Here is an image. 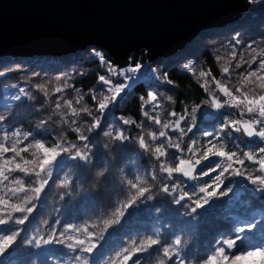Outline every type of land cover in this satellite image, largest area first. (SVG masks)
<instances>
[{
    "label": "trees",
    "instance_id": "trees-1",
    "mask_svg": "<svg viewBox=\"0 0 264 264\" xmlns=\"http://www.w3.org/2000/svg\"><path fill=\"white\" fill-rule=\"evenodd\" d=\"M249 3L248 12L240 19L223 28L202 32L171 59L149 62V66L156 69L153 77L132 83L102 117V128L92 133L86 131L85 124V119L90 122L91 117H73L71 110L65 105L62 104L57 109L56 101L62 96L73 100L75 105L78 96L74 89H78L84 100L75 106H86L93 110V115H98L95 101L89 99V93L102 90L103 86L97 77L106 74V70L91 57L90 51L93 48L60 57L0 59V70L6 72V75L0 76V116L4 117L0 121V142L10 146L17 139L11 135L12 132L19 131L22 134L21 139L23 134L32 133L29 140L24 141L20 147L35 140H40L46 146L62 143L66 147L67 143H75L80 147L83 142L76 138L77 133L73 131L77 125L71 123L76 119L83 134L90 137L91 149V160L88 163L61 158L60 163L53 167L51 176L48 177L49 183L40 199L35 202L34 211L29 214L24 225L13 222L0 225V235L9 230L21 232L15 245L0 258V264H80L73 258L80 253L68 249L67 244L74 241H69L67 237L87 239V234L83 232L85 228L94 233L92 239L98 245V249L89 257L90 264H122V258L126 254L137 256L140 264H159L163 258L161 252L153 248L144 253H136V247L149 237L170 244L177 236L183 241L180 246L181 254L187 253L190 264H197L214 251L220 239L232 238L234 233L253 218L258 221L256 229L239 233L247 239L239 249L233 251L239 254V251L251 245L264 242V194L255 191L245 177L228 176L225 183L232 187V193L214 200L210 206L198 210L197 213H191V201L186 199L176 204L175 196L182 191L189 194L198 192L199 187L208 182L207 178L210 182L211 177L191 180L174 175L172 179H168L166 173L160 172V161L155 155L140 149L135 140L138 134L147 136L148 132L161 130L159 125L143 116L141 109L148 92H158L159 107L153 111L152 106L148 105L144 110H148L150 115H158L162 122L175 121L177 117L169 115L174 111L185 116L187 124L182 122V126L186 128L193 123L191 109L200 106L194 113L196 120L193 131L187 136L181 138L178 131L172 128L163 129L172 137L173 142L182 141L181 146L184 147L195 139L202 146L204 139L220 136L221 139L215 141L218 148L223 146L225 150L240 152L256 149L259 141L255 138L250 139L231 129L220 132L226 118L240 119L239 110L229 107L212 109L204 103L210 97L202 87L205 85L215 89V83L211 79L214 76L233 90L241 88L260 92L258 83L247 85V82L242 81L240 73L245 71L247 65L235 68L236 61L230 55L236 39L241 41L236 46L237 60L242 55L244 60L250 61L264 50V0H250ZM249 45L256 51L253 52ZM218 56L223 59L217 60ZM146 62L145 53L140 52L130 56L129 65H143ZM113 65L116 67L114 63ZM185 65H190L191 70L185 68ZM222 66L230 67V76L221 74ZM8 69L13 71H7ZM201 71H210L211 76L200 77ZM165 77L172 83H163ZM113 79L122 82V78ZM65 82L72 87L63 93H56L55 89L62 87ZM38 84L46 86L47 96L36 87ZM20 88H24L27 95L20 94ZM16 95H21V99L15 100L13 97ZM169 96L172 97L171 100L168 99ZM213 111H216L215 116L207 118L206 114ZM124 119L134 120L138 124L143 122L144 127L141 130L134 125H123ZM122 127L132 137L123 145L113 138ZM104 132H112V135L106 136ZM5 133L9 137L7 141L3 140ZM205 133L212 135L206 136ZM162 140L160 138L152 143L155 145ZM169 153H176V150L169 149ZM21 155L25 159H39L42 152L33 147ZM185 155L188 156L186 150ZM10 156L12 153H7L0 158V163ZM164 162L170 166L174 163L171 155L165 157ZM10 166L14 167V164ZM255 167L248 164L250 170ZM152 174H155V180L152 179ZM20 176L21 173L13 172L10 180ZM128 180L142 182L144 186L151 187L153 199L139 202L135 207L127 209L126 215L121 217L118 210L135 192L128 187ZM173 183L179 184L178 193L169 195L160 190L163 184ZM5 184H9V181L0 184V197L10 203H21L17 197L11 196ZM12 186L9 184V187ZM6 211L12 210L8 208ZM13 215L20 217L23 214ZM0 218H6L5 214L0 212ZM105 221L112 223L106 226ZM68 225H73L74 228L69 229ZM75 228L81 231H75ZM61 232L64 235H60ZM44 239L51 242L44 244ZM34 240H41V244L37 245ZM125 249L128 250L127 253ZM237 264L261 262L256 256L242 259Z\"/></svg>",
    "mask_w": 264,
    "mask_h": 264
},
{
    "label": "snow or ice",
    "instance_id": "snow-or-ice-1",
    "mask_svg": "<svg viewBox=\"0 0 264 264\" xmlns=\"http://www.w3.org/2000/svg\"><path fill=\"white\" fill-rule=\"evenodd\" d=\"M240 43L241 41L236 39L233 45V51L230 53L232 60L236 61L234 66L239 69L246 64L247 67L245 71L240 73L242 81L247 82V85L258 83L260 92L242 90L241 88L233 90L229 88L226 83L212 76L211 79L215 83V89H210L202 85L204 91L207 92L210 97L204 103L215 110H220L224 107L238 109L240 119H233L231 117L226 118L220 132L224 133L226 130L231 129L236 133H242L250 139L255 138L259 141L255 150L240 152L225 150L223 146L218 148L215 141L220 140V136H214L213 139H209L207 143L202 146L199 145L197 140L192 139L188 144L182 147V141L179 143L173 142L172 137L163 129L172 128L179 132L181 138L187 136L193 131L196 120L194 113H196L197 108L200 106L191 109L193 113L191 120L193 123L187 125L185 128L182 126V122L187 124V121L183 114H178L173 111L169 113V115L177 117V119L175 121L162 122L158 115H150L148 110H144L148 105L152 106L153 111L159 107L160 93L148 92L147 99H144L141 104L143 116L153 124L159 125L161 130L158 132H148L147 136L142 133L138 134L135 140L138 142L140 149L155 155V158L160 161V172L166 173L168 179H172L174 175L191 180L211 177L210 182H205L200 186L198 192L193 191L192 194H189L187 191H182L175 196L174 202L176 204H180L186 199L191 201L189 206L191 213H197L198 210H203L210 206L214 200L232 193V187L225 183L228 176L245 177L253 185L255 191L264 194V50L253 56L250 61L244 60L242 55L237 60L238 54L236 46ZM249 48H251L253 52L256 51L251 45H249ZM90 55L106 70V74L98 75L97 77L98 82L103 86L102 90L99 92L93 90L89 93V99L95 101V111L98 115H93V110L86 106L79 108L75 106L80 105L81 101L84 100V96L79 94L78 89H74L78 96L75 105L73 100L66 99L62 96L56 101L57 109L63 104L67 109L71 110L73 117L81 115L91 117L90 122L85 119V124H87L86 131L88 133L95 132L102 128V117L106 114L111 104L131 87V83L126 82L130 81L134 83L138 74H143V65L140 63H134V65L128 67L117 68L111 62V58L107 57L106 53L93 48L90 51ZM216 59L221 60L223 58L218 56ZM253 65H255V67H253ZM185 68L191 70L190 65H185ZM7 71H13V69H8ZM221 74L230 76V67L222 66ZM4 75H6V72L0 70V76ZM199 75L200 77L211 76V72L201 71ZM113 77L122 78V82L114 81ZM163 83L171 84L172 81L165 77ZM36 87L43 91L45 96L48 95V92L45 91L46 86L44 84H38ZM71 87L70 84L65 82L62 87H57L55 92L63 93ZM19 93L27 95L24 88H20ZM13 98L15 100H20L21 95H16ZM168 99L171 100L172 97L169 96ZM245 117L247 118L245 119ZM3 120L4 117L0 116V121ZM71 123L77 125L73 131L77 133L76 138L83 142L80 147L75 143H67V141L64 142L67 143L66 147L62 143L46 146L45 143H42L40 140H35L34 142L20 147L24 141L29 140L32 133L23 134L21 139L20 137L22 134L19 131L12 132L11 135L17 137V139H15L10 146L4 142H0V158L5 157L7 153H12V156L3 159V163H0V184L9 181V184L13 186L9 187V184H5V187L8 188L12 197H17L21 201V203L15 204L10 203L9 200H6L4 197H0V212L4 213L6 216V218H0V225H7L9 222H13L16 225L25 224L29 219V214L34 211L35 202L40 199L42 192L49 183L48 177L51 176L53 167L60 163L61 158L79 160L84 163L90 162V137L83 134L76 119H73ZM122 124L134 125L141 130L144 127L143 122L138 124L136 121L128 119L122 120ZM104 135H112V132H104ZM205 135L208 136L212 134L205 133ZM113 138L121 142L122 145L132 139L130 135L126 134V129L123 127L116 131ZM160 138H163V140L153 145L152 142L158 141ZM8 139V134L5 133L3 140L7 141ZM33 147L42 152V157L31 160L25 159L21 154L28 152V150ZM169 149H175L176 153L170 154ZM185 150L186 153H190L191 155L186 156ZM170 155L174 162L172 166L164 162V158ZM12 164H14V167L10 166ZM248 164H253L256 167L250 170ZM13 172H19L22 176L12 177L10 180V176ZM25 178H27V180H25ZM137 179L139 180V178ZM152 179H156L155 174H152ZM127 184L128 187L135 190V192L131 199L118 210L121 217L126 215L127 209L135 207L139 202L153 199L151 187L144 186L142 182L134 183L133 180H128ZM160 190L165 194L174 195L179 191V184H163ZM193 196L196 198L192 199ZM8 208H11L12 211L7 212L6 210ZM13 213H21L23 215L15 217ZM104 223L108 226L112 222L105 221ZM257 223L258 221L253 218V220L247 223L243 228H240L237 233H234L232 238L220 239L214 251L198 261L197 264H237V262L242 259L256 256H259L261 258V264H264V242L258 245H251L249 248L239 251V254L233 251V249H239L243 241L247 239L246 236H242L239 233L254 231L257 227ZM68 228L72 229L74 226L68 225ZM75 231H81V229L75 228ZM83 232L87 234V239L69 236L67 239L74 242H69L67 247L74 253H80L73 257L74 260L80 262V264H90L89 257L98 249V245L92 239L94 233L88 231L87 228L83 229ZM20 234V230H9V232L0 235V258L4 257L15 245ZM60 235H64V233L61 232ZM32 242L33 241H29V243ZM34 242L37 245L41 244V240H34ZM50 242L51 241L48 239L43 240L44 244ZM60 242L62 243L63 241ZM182 244L183 241L179 236L175 237L170 244H166L158 238L149 237L147 240L140 242L135 252L144 253L154 248L162 253L163 258L159 261V264H190L188 254H181L180 246ZM125 252L127 253L128 250L125 249ZM129 261H131V264H140V260L137 256L131 254L124 255L122 264H128ZM113 264H115V262H113Z\"/></svg>",
    "mask_w": 264,
    "mask_h": 264
},
{
    "label": "water",
    "instance_id": "water-1",
    "mask_svg": "<svg viewBox=\"0 0 264 264\" xmlns=\"http://www.w3.org/2000/svg\"><path fill=\"white\" fill-rule=\"evenodd\" d=\"M250 0H0V59L60 57L88 48L117 66L145 53L171 59L202 32L248 12Z\"/></svg>",
    "mask_w": 264,
    "mask_h": 264
},
{
    "label": "rangeland",
    "instance_id": "rangeland-1",
    "mask_svg": "<svg viewBox=\"0 0 264 264\" xmlns=\"http://www.w3.org/2000/svg\"><path fill=\"white\" fill-rule=\"evenodd\" d=\"M128 66H131V65H128ZM128 66H126V67H128ZM152 70H154V71H152ZM155 71H156L155 67H150L149 66V62H146L145 64H143V68H142V73L143 74L142 75L138 74V77L136 78L135 81H137V82L139 81L140 82V81H146L147 79H151L153 77ZM126 83H131L132 84L133 82H130L129 81V82H126ZM215 114H216V111H213L211 113H207L206 114L207 115L206 117L207 118H209V116L210 117H214ZM208 140L209 139H204L202 145H204L205 143H207ZM190 155L191 154L188 153V156H190ZM207 181L209 182V178H207ZM258 258H259V261L261 262V258L259 256H258Z\"/></svg>",
    "mask_w": 264,
    "mask_h": 264
}]
</instances>
